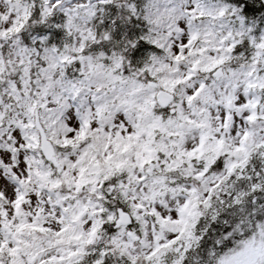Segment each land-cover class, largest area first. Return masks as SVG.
<instances>
[{"label":"snow or ice","instance_id":"1","mask_svg":"<svg viewBox=\"0 0 264 264\" xmlns=\"http://www.w3.org/2000/svg\"><path fill=\"white\" fill-rule=\"evenodd\" d=\"M0 264H264V0H0Z\"/></svg>","mask_w":264,"mask_h":264}]
</instances>
